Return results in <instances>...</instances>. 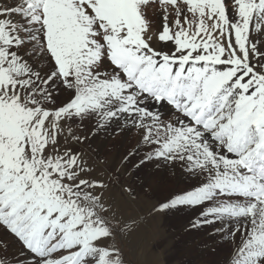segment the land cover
<instances>
[{
    "label": "snow or ice",
    "instance_id": "obj_1",
    "mask_svg": "<svg viewBox=\"0 0 264 264\" xmlns=\"http://www.w3.org/2000/svg\"><path fill=\"white\" fill-rule=\"evenodd\" d=\"M85 127L136 134L124 172L191 181L152 212L264 264V0H0V264H127L133 190Z\"/></svg>",
    "mask_w": 264,
    "mask_h": 264
},
{
    "label": "rangeland",
    "instance_id": "obj_2",
    "mask_svg": "<svg viewBox=\"0 0 264 264\" xmlns=\"http://www.w3.org/2000/svg\"><path fill=\"white\" fill-rule=\"evenodd\" d=\"M151 18L155 24L157 18L155 16ZM84 133L85 129L82 130L81 136ZM133 133L125 132L117 135L112 133L108 140H105L103 148H107L112 138L118 139L114 149L118 151V156L107 162L102 152L97 151L91 142L78 145L85 158L96 169V174L110 180L113 184V193L118 198L121 185L131 187L133 190L132 196L125 197L124 203L125 216L134 219L137 223L136 231L126 237L122 245L127 264H220L223 252L217 242H214L204 230L186 228L191 216L189 211L167 214L151 211L153 205L165 196L180 194L187 190L191 181L187 183L171 180L167 188H162L160 186L165 181L163 180L161 185L156 187L154 175L152 180L138 184L140 174L149 168L152 171V166L144 167L135 174H132L135 172L134 169L132 172H124L120 168L121 157L130 150L126 149L127 142ZM113 165L114 168H110ZM162 168L165 167H157V170L160 171ZM168 169L165 168V176L170 174Z\"/></svg>",
    "mask_w": 264,
    "mask_h": 264
},
{
    "label": "bare ground",
    "instance_id": "obj_3",
    "mask_svg": "<svg viewBox=\"0 0 264 264\" xmlns=\"http://www.w3.org/2000/svg\"><path fill=\"white\" fill-rule=\"evenodd\" d=\"M158 22V21H157ZM156 22V23H157ZM125 132H121V134H124ZM112 133L110 131L108 132H104L103 134H100L99 136L97 137H92L89 135L88 133V128L85 127V133L83 134V136L85 135H88L89 138L87 140L84 141V143H86L87 141L91 142L92 146L97 150V151H101L102 152V155L105 157L104 159H106V162L107 161H110L112 159H116V156H118V151H115V145L116 143L118 142V139L117 138H112L109 143H108V146L107 148H103V145L105 140H108V138L110 137ZM80 135H82V131L80 132ZM117 135V134H116ZM120 138V137H119ZM135 138H136V134L133 133L129 139H128V142H127V150H129L131 148V146L134 144L135 142ZM107 145V144H106ZM78 148H80L78 146ZM119 162V161H118ZM118 165V164H117ZM115 165L111 166L110 168H114ZM152 171H151V168L147 169L146 171H143L142 174H140V176L138 177L139 181H138V184H140L142 181L145 182V181H150L153 179V176L155 175V180H156V183H155V186L157 187V185H161V182L164 180L165 182L163 183V185H161L160 187L162 188H167L169 182L172 180L173 182L174 181H177V182H187L189 183L190 180H188L186 178L185 175H183L179 169H172V168H169L168 170L170 171V174L165 176L166 175V170L165 168H162L160 169V171L157 170V167L152 165ZM139 173V172H138ZM110 182V180H108ZM137 184V185H138ZM143 185V184H142ZM139 188V186H137ZM131 206V205H130ZM139 221V219H138Z\"/></svg>",
    "mask_w": 264,
    "mask_h": 264
}]
</instances>
